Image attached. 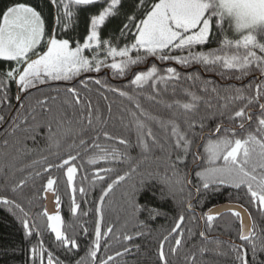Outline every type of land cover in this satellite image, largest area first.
<instances>
[{
	"label": "snow or ice",
	"instance_id": "obj_1",
	"mask_svg": "<svg viewBox=\"0 0 264 264\" xmlns=\"http://www.w3.org/2000/svg\"><path fill=\"white\" fill-rule=\"evenodd\" d=\"M49 2L56 10L51 29L36 6L9 0L0 7V63L6 65L0 70L4 159L32 151L28 141L45 143L30 166L42 169L35 176L47 175L28 199L29 208L0 195V206L16 216L28 243L26 264H118L117 257L140 250L136 239L164 215L159 207L140 202L146 190L177 209L157 248L159 264H172L170 256L178 264H208L206 253L231 256L233 264H264V227L250 211L264 221V0ZM113 23L115 30L106 34ZM102 69L110 70L113 79L128 77L126 85L88 75ZM204 73L222 80L249 79L240 86L220 84ZM13 84L15 105L9 95ZM94 89L97 99L108 101V94L116 99L102 108L93 103ZM144 101L167 114L154 113ZM117 102L121 134L109 128ZM9 137L15 156L7 150ZM135 149L139 151L133 156ZM101 162L105 166L91 172L90 186L101 182L93 232L85 222L69 235L73 223L66 224L61 215L59 182L52 170H64L68 210L79 221L92 209L84 210L77 200V193L88 195L83 184H75L77 172L84 163ZM119 164L127 168L120 171ZM32 176L5 187L19 194ZM133 176L137 179L122 193L124 223L119 229L104 224L106 198ZM226 189L243 192L249 207L208 206ZM49 199L55 201L54 212L46 205L31 210ZM228 214L239 228L235 238L221 240L215 235L216 222ZM129 225L135 231H128ZM111 236L130 243L114 255H98Z\"/></svg>",
	"mask_w": 264,
	"mask_h": 264
},
{
	"label": "trees",
	"instance_id": "obj_2",
	"mask_svg": "<svg viewBox=\"0 0 264 264\" xmlns=\"http://www.w3.org/2000/svg\"><path fill=\"white\" fill-rule=\"evenodd\" d=\"M9 0H0V7H3L5 3H8ZM21 2L29 3L33 6H36L38 10H40L43 16L46 19L47 25L49 29H51L54 25V17H55V8L50 5L49 0H21ZM116 28V24L113 23L109 26L106 30V34H110ZM82 31V28H81ZM78 34V33H77ZM6 67L5 64L0 63V70H3ZM140 67H144L141 65ZM179 67V66H177ZM106 69H102L104 71ZM101 71V73H102ZM188 71H191L189 69ZM88 75L98 76L102 80L107 81L108 83L112 84L113 86L123 87L127 83L128 77L124 78H117L113 79L111 75V71L109 70V75L107 74H96L91 73ZM205 78L210 80H215L220 84H235L236 86H240L241 83H247L249 78H245L243 82L241 81H234V80H227L221 79V77L216 76L212 73H204ZM35 91V90H33ZM9 95L12 97V104H16L14 99L16 95V87L13 84L11 86V91ZM109 95V100L105 101L102 98L97 99V95L95 89L92 93L93 103H99L102 108H104L110 101L115 100L116 98L112 94ZM31 99V98H30ZM27 103V101H25ZM145 107H150V110L154 113H158L160 115H166V111L163 110L160 106H151L147 101H144ZM213 105L217 104V101L213 99L211 101ZM120 107L121 105L119 102L113 104V117L115 119L109 121V128L112 129L116 134H121L122 128L119 122V115H120ZM22 111V110H21ZM211 111V109L209 110ZM14 114V113H13ZM10 123V121H9ZM1 127V126H0ZM6 137V132L4 127L0 130V195H7L9 198H15L18 202L22 203L26 209L29 208L28 199L32 197L33 193L40 187L41 183L44 182L47 174H42L40 177L34 175L36 171H42L39 165L30 166L33 159L39 158V149L45 147V143L41 140L38 144H33L31 141L27 142L28 149H32V151L26 152L19 156L18 159H12L11 156L8 158L7 161L4 159V152L5 146L3 144V140ZM134 140V136L132 137ZM9 146L8 152L12 154V156L16 155V150L12 146V140L9 137ZM138 149H135L131 152L133 156L138 154ZM47 154V153H45ZM50 160L55 159V157H49ZM80 164V161L76 162ZM105 166L104 162L98 165H87L84 163V167L81 168L77 172V176L75 179V184L83 186L88 190V195L84 198H81L79 193H77V200L81 203L82 208L86 211H89L88 216H81L80 220L77 221L75 218L71 217V214L68 210V205L70 202L69 199V192L70 190L67 189L66 186V175L64 174V170H57L53 169L52 174L53 176L58 178L59 182V194L62 198V210L61 215L65 219V223H73V228L68 229L69 235H71L74 231L78 232L80 230L81 224H85L88 227L89 233L93 232V221L95 220L94 215V207L95 201L98 200L100 195V183L99 181L96 182L95 188L90 186L91 184V172L94 171L96 168ZM117 169L123 171L127 168L126 164H119L116 165ZM29 173H33L32 178L28 181L25 185L23 191L21 192L18 190L19 194H13L11 192V187H5V184L12 186L16 182L21 179H24L29 175ZM87 175L89 178L88 180H83L82 177ZM137 177L133 176L127 182H122L121 185H118L114 188L113 193L110 194L109 198H106L105 205H104V224L112 223L116 226L117 229L124 223V216L123 213L120 211V206L122 203V193L133 183ZM110 182V180H109ZM86 199L88 201L87 204L83 203V200ZM248 197L245 196L243 192H237L233 189H226L222 193L218 195H214L208 202V206L212 204H225V203H240L243 204L245 207H249L247 204ZM141 203L148 205L149 207H159L161 212L164 215H161L156 220L151 221L149 224V228L151 231L146 232V234L142 237L136 239V243L140 245V250L136 251L135 249L131 254H125L123 257H117L118 264H159L157 259V248L159 246L160 241L163 239V236L167 234V231L173 226L177 214L176 205L172 204L171 202L163 203L159 201L154 192L151 190H146L141 196ZM42 206V200L38 201L36 205L32 206V211L36 212L38 208ZM252 211L254 218L257 222L264 227V221L260 220V217L256 213L254 209L250 208ZM143 218V217H142ZM37 222L43 224V219L37 217ZM217 231L215 235H218L221 240H228L230 238H235L237 230L239 228V221L232 217L230 214L224 215L218 218L217 222ZM43 230V229H42ZM45 231V238L47 239L48 232ZM128 231H135L131 225H129ZM33 243L36 241L33 240ZM80 242L83 244L84 237H80ZM125 242L121 236V239L117 240L115 236L109 237L107 244V249H103L98 255L106 256L108 254L114 255L116 251H123V245ZM236 243H240L238 239H236ZM103 244V243H102ZM28 247L27 241H25L23 236V231L21 229V225L13 215L12 211H10L5 206H0V264H26L27 255L26 249ZM209 247H214V245H209ZM225 249H227V245H223ZM169 244H166L165 250L168 251ZM6 250V252H5ZM83 249L80 252V255H83ZM260 258L264 259V253L260 254ZM172 261V264H178L177 258L169 257ZM199 259V257H198ZM205 261L208 264H233L231 261V256L225 257H217L211 253H206L204 256ZM249 260H251V254L249 253ZM111 264V262H110Z\"/></svg>",
	"mask_w": 264,
	"mask_h": 264
},
{
	"label": "water",
	"instance_id": "obj_3",
	"mask_svg": "<svg viewBox=\"0 0 264 264\" xmlns=\"http://www.w3.org/2000/svg\"><path fill=\"white\" fill-rule=\"evenodd\" d=\"M100 74H107V75H109V70L106 69V70L102 71V73H100ZM2 128H3V126L0 127V130ZM49 196H51V194H49ZM225 204H229V203H225ZM43 205H46L48 207V209H49L50 212H54L55 211V208H54L55 201H54V199L44 200ZM221 205H224V204H221Z\"/></svg>",
	"mask_w": 264,
	"mask_h": 264
},
{
	"label": "flooded vegetation",
	"instance_id": "obj_4",
	"mask_svg": "<svg viewBox=\"0 0 264 264\" xmlns=\"http://www.w3.org/2000/svg\"><path fill=\"white\" fill-rule=\"evenodd\" d=\"M2 129H3V128H2ZM2 129H1V130H2ZM43 203H44V200H42V205H43ZM61 210H62V206H61ZM61 210H60V211H61ZM102 243H104V242L102 241Z\"/></svg>",
	"mask_w": 264,
	"mask_h": 264
}]
</instances>
